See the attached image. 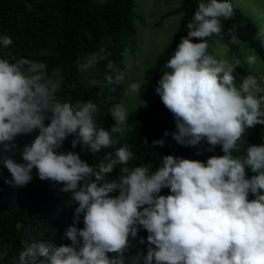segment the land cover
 I'll return each instance as SVG.
<instances>
[{"label":"clouds","instance_id":"1","mask_svg":"<svg viewBox=\"0 0 264 264\" xmlns=\"http://www.w3.org/2000/svg\"><path fill=\"white\" fill-rule=\"evenodd\" d=\"M235 16L232 0H199L155 88L175 121L165 137L197 149V155L201 142L208 152L220 146L223 155L206 162L163 155L155 169L151 161L133 164V146L121 144L130 130L121 98L108 109L115 122L110 129L97 123L105 88L122 87L121 97L145 106V70L127 81L129 50L121 54L123 67H117L109 59L110 37L77 58V78L69 82L62 68H50L45 60L0 58V152L15 148L17 137L34 134L19 152L21 162L0 158L10 173L8 183L24 187L35 170L77 205L65 232L71 243L22 241L11 264H264V143L249 145L244 139L248 129L264 125L259 70L264 61L255 48L242 55L233 51L242 44L239 30L247 26L234 22L226 29ZM251 22L253 38L264 48V16ZM12 44L0 34V49ZM40 55L48 53L42 49ZM81 86L97 89V100H74ZM70 136L72 149L111 151L92 166L79 153L62 151ZM144 141L150 148L165 146L164 139ZM163 189L169 194L162 195ZM81 217L83 227H77ZM142 229L147 237H139L138 244L146 245V252L132 253ZM10 252L7 245L0 247V261Z\"/></svg>","mask_w":264,"mask_h":264},{"label":"trees","instance_id":"2","mask_svg":"<svg viewBox=\"0 0 264 264\" xmlns=\"http://www.w3.org/2000/svg\"><path fill=\"white\" fill-rule=\"evenodd\" d=\"M136 0H0V34L11 37L13 44L9 48L0 49V58L26 57L47 61L49 67H60L64 70L66 82L77 78L76 60L85 54L99 48L101 42L110 37L112 44L110 60L117 67L122 68V52L127 48L135 51L138 46L137 32L134 26V12ZM198 0H181L177 11L181 12L177 29L164 48L156 57L152 66L145 69V91L148 93L157 86V81L164 71V63L171 56L180 42L181 36H186L185 25L195 11ZM252 19L236 7L234 21H227L225 28L234 22L246 23V27L239 30L240 39L251 48H255L261 60L264 61V48L253 38L255 28ZM46 50L48 55L41 56V50ZM237 52V47L233 48ZM10 53V56H9ZM103 68V65H101ZM149 82V83H148ZM97 89L81 86L73 93V99L97 100ZM103 97L99 98L100 112L97 123L105 129L115 123L108 113L112 104L119 102L123 88L116 86L114 91L105 88ZM129 128L121 139V144L126 142L133 147L135 153L133 164H142L151 161L153 169L160 166L159 158L163 155H175L185 159L206 160L212 155H223L220 146L213 152H208L209 147L205 142L197 149L184 147L177 144L171 136H164L165 131L175 130V121L172 114L165 108L160 97L143 107L129 111ZM104 121H101L103 120ZM137 122V123H136ZM33 135H24L16 138L15 148L7 152H0V158L11 156L21 162L19 152L24 145L31 142ZM72 137L65 140L62 151H75L90 165L95 166L106 151L92 154L81 151L78 145L71 148ZM149 145L153 140L164 139L165 146ZM246 144L264 143L259 126L251 128L247 135ZM118 174V169L109 175V179ZM10 173L0 164V247L7 245L11 252L9 257L0 264H11V257L17 255L23 248L22 241L71 243L65 236L66 229L73 224L74 210L77 206L71 202V194L62 192L50 181H41L35 170L33 179L24 187H13L8 183ZM61 187V186H60ZM162 195L169 194L168 189H163ZM83 227V220L76 225ZM139 237L146 240V230H141L132 253L144 249L146 245H139Z\"/></svg>","mask_w":264,"mask_h":264},{"label":"rangeland","instance_id":"3","mask_svg":"<svg viewBox=\"0 0 264 264\" xmlns=\"http://www.w3.org/2000/svg\"><path fill=\"white\" fill-rule=\"evenodd\" d=\"M103 2L104 0H96ZM181 0H136L134 12V26L137 32L138 46L135 51H128L127 81H134L138 77L141 68L144 70L153 65L156 57L164 50L172 39L179 19L182 15L177 11ZM199 1V0H198ZM234 5L251 19L255 16H264V0H232ZM251 48L242 41L237 48V54L242 55V50ZM262 61V60H261ZM259 70L264 72V63H261ZM237 73L245 75V70L238 68ZM158 94L155 89L141 96L145 105L154 101ZM121 103H124L129 111L137 109L142 101L136 98H129L122 93ZM260 133L264 137V125H258ZM251 129H248L244 139Z\"/></svg>","mask_w":264,"mask_h":264}]
</instances>
